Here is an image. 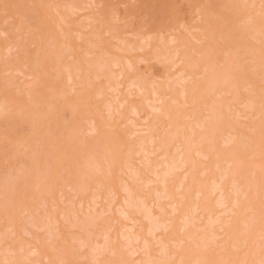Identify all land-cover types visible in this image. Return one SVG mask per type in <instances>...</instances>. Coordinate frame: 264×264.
Returning <instances> with one entry per match:
<instances>
[{"label": "rangeland", "instance_id": "obj_1", "mask_svg": "<svg viewBox=\"0 0 264 264\" xmlns=\"http://www.w3.org/2000/svg\"><path fill=\"white\" fill-rule=\"evenodd\" d=\"M263 17L0 0V264H264Z\"/></svg>", "mask_w": 264, "mask_h": 264}, {"label": "bare ground", "instance_id": "obj_2", "mask_svg": "<svg viewBox=\"0 0 264 264\" xmlns=\"http://www.w3.org/2000/svg\"><path fill=\"white\" fill-rule=\"evenodd\" d=\"M231 1V0H230ZM230 7V6H229ZM226 9V8H225ZM228 9V8H227ZM230 10V9H229ZM238 10V9H237ZM250 18V17H249ZM264 18V17H263ZM209 20H210V18H209ZM222 27V26H221ZM205 28H206V26H205ZM245 29V28H244ZM221 31V30H220ZM208 33H209V31H208ZM224 34V33H223ZM229 34V33H228ZM256 34V33H255ZM225 35H227V34H225ZM262 35H263V33H262ZM38 36V35H37ZM227 37H228V35H227ZM228 41H229V38L227 39ZM246 40V39H245ZM233 42V41H232ZM235 47H237V45H235ZM221 49V48H220ZM219 49V50H220ZM235 49V48H234ZM230 50V49H229ZM253 53V52H252ZM257 52H255V54H256ZM231 54H232V52H231ZM190 56V55H189ZM241 56V55H240ZM239 56V57H240ZM256 56V55H255ZM257 56H259V55H257ZM263 56V55H262ZM251 57V56H250ZM249 58V57H248ZM254 59V58H253ZM236 60V59H235ZM211 63V62H210ZM213 63V62H212ZM206 64V63H205ZM231 64V63H230ZM36 66V65H35ZM203 67V66H202ZM207 67V66H206ZM227 67V66H226ZM222 68V67H221ZM209 69V68H208ZM229 69V68H228ZM212 70V69H211ZM44 72V71H43ZM209 74V73H208ZM217 76V75H216ZM220 76V75H219ZM208 77V76H207ZM214 77H215V75H214ZM226 77V76H225ZM211 78H213V77H211ZM216 78V77H215ZM225 79V78H224ZM217 80V79H216ZM212 82V81H211ZM210 81H209V84L211 83ZM206 83H208L207 81H206ZM208 86V85H207ZM213 86V85H212ZM196 88V87H195ZM208 89H209V87H208ZM209 91V90H208ZM211 91V90H210ZM203 92V91H202ZM194 102V101H193ZM84 103V102H83ZM35 105H36V103H34ZM37 104H38V102H37ZM33 105V104H32ZM40 106V105H39ZM26 107V106H25ZM29 107V106H28ZM19 108V107H18ZM35 108V107H34ZM33 108V109H34ZM22 109V108H21ZM29 110V109H28ZM40 111V110H39ZM38 111V112H39ZM19 112V111H18ZM34 112V111H33ZM33 112H31V113H33ZM212 112H214V111H212ZM29 113V112H28ZM37 113V112H36ZM37 114H39V113H37ZM100 117H101V115H100ZM39 118V117H38ZM214 118V117H213ZM197 126V125H196ZM216 126V125H215ZM218 126V125H217ZM214 130H215V128H214ZM208 131V130H207ZM210 132V131H209ZM34 133V132H33ZM204 133V132H203ZM174 134V133H173ZM211 134V133H210ZM202 136V135H201ZM207 136V135H206ZM68 137V136H67ZM205 138V137H204ZM70 139V138H69ZM214 140V139H213ZM201 144V143H200ZM196 154V153H195ZM215 155V154H214ZM192 161V160H191ZM103 166V165H102ZM108 168V167H107ZM168 169V168H167ZM107 170V169H106ZM204 170V169H203ZM164 173V172H163ZM165 174V173H164ZM15 175V174H14ZM263 175V174H262ZM11 176V175H10ZM13 176V175H12ZM23 176V175H22ZM21 176V177H22ZM15 177V176H14ZM13 178V177H12ZM17 179V178H16ZM9 181V180H8ZM19 181V180H18ZM114 181V180H113ZM7 183V182H6ZM248 183V182H247ZM178 186V185H177ZM218 186H220V184L218 185ZM125 187V186H124ZM127 187V186H126ZM217 188V187H216ZM211 189V188H210ZM8 190H10V189H8ZM201 190V189H200ZM4 192V191H3ZM6 192V191H5ZM167 193V192H166ZM203 206V205H202ZM258 232V231H257ZM209 233V232H208ZM201 239V238H200ZM212 239V238H211ZM132 240V239H131ZM83 241H84V239H83ZM147 245V244H146ZM186 253V252H185ZM191 253V252H190ZM206 257V256H205ZM13 258V257H12ZM8 259H10V257L8 258ZM207 259V258H206ZM7 261V260H6ZM203 261V260H202ZM207 261V260H206ZM250 262V261H249ZM202 264V263H201Z\"/></svg>", "mask_w": 264, "mask_h": 264}]
</instances>
